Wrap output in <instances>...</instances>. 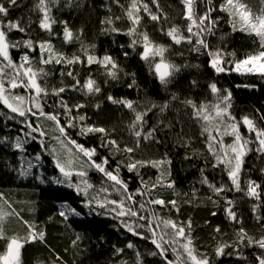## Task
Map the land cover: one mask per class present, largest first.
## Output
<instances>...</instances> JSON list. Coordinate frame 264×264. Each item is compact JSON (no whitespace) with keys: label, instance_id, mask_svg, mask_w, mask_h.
<instances>
[{"label":"trees","instance_id":"trees-1","mask_svg":"<svg viewBox=\"0 0 264 264\" xmlns=\"http://www.w3.org/2000/svg\"><path fill=\"white\" fill-rule=\"evenodd\" d=\"M130 0H119V4L114 0H74L72 6H68L67 0H60L59 5L52 8V16L59 21H67L69 28L74 34L83 30L79 40L72 43H65L62 38L63 24L57 23L53 26V31L60 35L51 37L55 48L66 55H80L81 44L84 46L95 45L94 52L97 56L105 53L111 55L119 65V79L111 80L105 73V69L100 65L86 64L61 66L48 65L46 70L50 73L47 83L52 87L70 86L73 83L71 77L61 75V72L73 70L78 74V78L83 83L90 75L101 87V92L96 95H84L79 91H67L61 94L64 100L72 106L83 104L85 107L72 112L73 116L86 115L87 124L103 127L109 133L110 139H115L123 149L125 145L135 147V137L132 135L129 125L134 113L120 105H115L107 100L111 94L116 98H126L136 102L137 111H144L151 108L144 117V131L155 128L154 140L140 141V146L131 156L135 159H159L167 153L171 159V179L175 180V188H161L158 190L160 198L165 201L175 199L179 206V212L171 209L156 208L159 215L171 218L178 222H192L193 243L198 252H206L212 256L218 242L231 243L236 239V230L243 227L251 236L259 238L264 235V154L250 152L246 157L243 170L240 174L241 188L246 190L247 182L254 180L260 184V199L257 200L245 194V191H229L222 193L219 197L213 194L207 185L200 183L201 169H204V176H207L210 183L219 187L224 184L231 187V182L226 171L221 166L213 168V157L206 146V137L201 135L203 121L197 119L193 108L185 101L191 100L197 106L211 105L218 102L217 94L210 89L212 83L223 92L230 90L231 108L229 111L237 121L248 116L256 121L258 127L264 128V121L260 116L264 115V78L258 74H240L234 71L216 73L210 66L209 57L205 51L199 53L191 50L192 46L187 43L175 44L165 34L172 26H178L182 31L186 28L187 21L184 19V6L182 0H159L162 12L167 16L161 17L159 22L152 21L149 16L141 10L140 31H146L150 39L159 45H164L168 51L165 56L170 63L181 66V71L177 73L171 82L165 87L150 71L148 64L143 61L138 53L140 47L135 50L128 48L130 37L123 34H106L102 29L106 25L101 22L106 17L121 19L115 20V26L121 30H126L130 22L125 17V9L128 8ZM149 5L150 10L155 13L156 8L152 0H143ZM222 0H212L213 6L217 8L212 13V19L219 18V22L214 30V35L208 36L207 41L212 50L221 49L224 53H234L235 59L244 58L247 53H255L259 50L258 39L254 35H249L242 31H233L229 23L227 13L219 10ZM253 13L258 14L264 7L261 0H245ZM37 0H18V6L9 11L6 19L21 21L22 26L27 27V34L13 31L9 34L12 41L27 39L36 40L49 39V34L38 27V20L41 16L35 10ZM79 5V6H77ZM121 5L123 7H121ZM207 5L204 0H198L195 10L203 14ZM30 25V27H29ZM239 28V25H237ZM163 29V31L161 30ZM187 35V32H184ZM119 45H124L121 49ZM24 49H13L11 55L13 60H19V56ZM124 51L129 55L125 57ZM31 55L36 56L37 53ZM83 58V57H82ZM227 59V56L225 57ZM39 67L40 65H36ZM126 73H135L136 86L129 88L127 85L132 77ZM107 81V82H106ZM195 81V84L192 82ZM239 85V87H238ZM243 85H256V87H243ZM21 93L23 90H19ZM175 97V99L173 98ZM47 104L45 112L57 110V98L49 96L46 98ZM100 104V108L95 107ZM155 105V107H152ZM167 105L164 111L161 108ZM3 106L0 105V109ZM7 111L6 109H3ZM10 114V113H9ZM11 115V114H10ZM35 120V118H33ZM67 117H62L63 124ZM22 118L9 120L5 116H0V137L5 135L23 137L24 132L30 131L22 123ZM48 136L44 137L49 145L52 141L49 137L59 133L51 121L41 119L37 121ZM23 128L24 132L20 129ZM69 136L77 143L85 147L97 148V155L94 159L99 163L100 158L109 156V168H114L120 160L125 159L124 153L117 154L114 150L99 147L101 134L79 135L78 129H69ZM240 132L248 137L246 127L241 122ZM37 135V134H33ZM232 141L231 137H225L224 143ZM26 151L20 152L8 144L0 145V211L9 213L4 224V232L7 236L18 235L24 237L28 233L27 225L31 224L37 232L44 233V240L25 243L21 251V264H137L135 252H141L143 264H164L160 256H150L148 253L155 251L150 240L141 239L129 233L120 224V220L112 214H104L101 209L85 207L82 201L84 197L78 195L74 189L68 188L66 184L57 185L53 183V177H60L59 170L55 167V162L51 155L43 152V160L37 163L33 156L41 152L39 141H31L25 145ZM72 149L71 159L73 170H81V160L77 156L74 146L68 144ZM57 151L60 148L57 147ZM67 155V153H62ZM189 156V159H185ZM32 160L37 164L33 169V175L23 177L19 174V168L23 163L22 158ZM125 162H129L126 160ZM88 175L89 182L96 186L98 190L105 184V178L95 169L84 167ZM42 175L44 183H40L36 177ZM139 175L151 187V184L158 176V169L146 167L139 169ZM120 176L129 184V190L135 191L141 187V182L136 172H129L126 168H121ZM74 182H79L80 177L73 176ZM195 192V194H193ZM93 192V195H96ZM103 196V193H100ZM216 200L213 204L209 197ZM117 198V194L110 192L109 199ZM139 201L142 198L137 196ZM225 199L234 202V210L241 220L240 224L230 221L224 212ZM63 202H68L81 213L80 216H69L67 220L59 215ZM259 205L254 211V206ZM213 212L217 214L212 215ZM148 215V213H145ZM260 220H257V217ZM142 223V222H141ZM219 226L220 233L214 232ZM148 236L146 230H141ZM80 240L73 244L76 236ZM131 242L135 248H127ZM7 241L0 239V253L5 250ZM116 249H124L117 254ZM228 251H231L229 249ZM243 254L247 257V264H256L255 256L260 255L258 248H243ZM169 259H175L169 252ZM213 264H245L235 253L232 256L220 258L213 257Z\"/></svg>","mask_w":264,"mask_h":264},{"label":"snow or ice","instance_id":"snow-or-ice-1","mask_svg":"<svg viewBox=\"0 0 264 264\" xmlns=\"http://www.w3.org/2000/svg\"><path fill=\"white\" fill-rule=\"evenodd\" d=\"M74 0H67L68 6H72ZM119 4V0H114ZM198 0H182L184 6L183 16L187 21L186 28L182 31L178 26L172 25L167 31L166 35L172 42L179 45L187 43L192 46L193 51L199 53L202 50L206 52L209 57L210 66L216 73H225L234 71L240 74H258L264 78V7L259 10V13H253L248 3L245 0H222L219 10L227 13L229 16V23L232 25L233 31L246 32L249 35H254L259 42V50L255 53H247L242 59H235L234 53H224L217 48L212 50L207 41V37L214 35V30L219 22V18L212 19V13L217 10L212 4V0H204L207 5L203 14L196 12L195 7ZM264 3V0H261ZM60 0H37L35 10L41 14L38 20V27L49 34V39L40 40L37 38L28 37L27 39H20L12 41L9 39V34L13 31L27 34V27L22 26L19 19L13 21L6 19L9 16V11L13 7L18 6V0H0V116H5L9 120H15L17 117L22 118L21 123L30 131L24 132L23 137L17 135L15 137L5 135L0 137V145L8 144L10 147L26 151L25 145L31 141H39L41 152L36 153L33 159L39 163L43 160V152L53 157L55 167L61 174L60 177H53V183L57 185L66 184L68 188L74 189L75 192L84 197L82 201L85 207L95 211L97 208L103 210L101 215L112 214L114 218L120 220V224L127 229L129 233L138 236L141 239L150 240L154 245L155 251L148 253L150 256H160L164 264H213V257L220 258L224 256L235 255L247 264V257L243 254V248H258L260 255L255 256L256 264H264V235L259 238L249 235L243 227L236 230V239L231 243L218 242L212 256L206 252H198L193 243L192 237V222L191 219L184 222H178L171 218H165L159 215L156 208L171 209L179 212V206L175 199L165 201L160 198L158 190L161 188H175V180L171 179V159L167 153H164L159 159H135L133 154L140 146L141 139L154 140L155 128H150L147 132L144 131L145 119L147 112L151 108L144 111H137L136 102L126 98H116L111 94L107 96V100L115 105L123 106L134 113V118L129 125L132 135L135 137V147L125 145L123 149L115 139L109 138V133L103 127L87 124L88 117L86 115L73 116L72 112L79 110L85 105L76 104L70 106L64 100L61 94L67 91H79L84 95H96L101 92V87L90 75L81 83L78 74H74L73 70H68L66 73L61 72V75L71 77L73 83L70 86L52 87L47 83V78L50 73L46 70L48 65H80L86 64L91 66L93 64L100 65L105 69L106 75L113 81L119 79V65L116 60L109 54L105 53L103 56H97L90 51L95 48V45L84 46L81 44L80 55H66L58 51L52 43L51 37L60 35L53 31V26L57 23L63 24L62 38L65 43H72L74 40H79L83 30H79L74 34L69 28L67 21H57L52 16V8L59 5ZM156 8L153 13L149 5L143 0H130L129 6L125 9V17L130 22V26L126 30H121L115 26V20L121 19L115 17H106L101 23L106 25L102 30L106 34H123L130 37L128 48L135 50L137 47L141 48L138 53L140 58L145 61L150 71L165 87L171 82L174 76L181 71V66L170 63L166 59V52L168 49L164 45H159L153 42L146 31H140L142 17L141 10L146 13L152 21L159 22L161 17L167 19V16L162 12L159 0H152ZM79 6V5H77ZM121 7H123L121 5ZM239 25V28L237 27ZM30 27V25H29ZM163 31V29H161ZM187 32V35H184ZM124 49V45H119ZM13 49H24L19 56V60H13L11 51ZM37 53L36 56L31 55ZM123 55L127 57L128 51H124ZM227 56V59L225 57ZM83 57V58H82ZM36 65H40L37 67ZM132 77L131 82L127 85L129 88L136 86L135 73H126ZM107 82V81H106ZM195 84V81L192 82ZM239 87V85H238ZM243 87H256V85H243ZM23 90L21 93L19 90ZM213 93L217 94L218 102L211 105L209 111L208 105L197 106L193 101L187 100L186 104L190 105L194 110V115L197 119L203 121L201 135L206 137V146L213 157V168L223 167L226 171L227 177L231 182V187L221 184L217 187L215 184L209 182L207 176H204V169H201L200 183L207 185L212 190L213 194L219 197L222 193L229 191H245L249 197L257 200L260 199V184L254 180L247 182L246 190L241 188L240 174L243 170L245 157L250 152L264 154V128L258 127L255 120L248 116L242 117L241 121H237L232 116L229 109L231 108L232 93L230 90L224 89L223 92L217 87L216 83L210 85ZM53 96L57 98V110L45 112L47 104V97ZM175 99V97H173ZM100 104H96L97 109ZM155 107V105H152ZM167 105L161 108V111ZM6 109L7 111H4ZM11 115H10V114ZM67 117L62 124V117ZM35 118V120L33 119ZM45 119L51 121L55 130L59 133L56 136L49 137L52 144L45 142L44 137L48 133L40 127L37 121ZM261 121H264V115L260 116ZM241 122L246 127L250 134L245 137L240 132ZM69 129H78L79 135L86 136L88 134H101V142L99 147L115 151L117 154L124 153L125 159L117 162L114 168H109V156L100 158L98 163L94 157L97 155V148L85 147L83 144L77 143L75 139L69 136ZM37 135H33V134ZM225 137H231L232 141L228 144L224 143ZM68 144L74 146L77 156L81 160V170H73V161L70 158L72 149L68 148ZM57 147L60 151H57ZM67 153V155H62ZM185 156V159H189ZM19 168V174L23 177L33 175V169L37 167L32 160L25 158ZM128 160L129 162H125ZM88 169H95L105 178V184L98 190L96 186L87 179ZM152 167L158 169V176L151 184V187L144 181L143 177L139 175V169ZM121 168H126L129 172H136L138 179L141 182V187L135 191L129 190V184L120 176ZM264 172V169L261 170ZM73 176L80 177L79 182L72 180ZM40 183L45 182L42 175L36 177ZM96 192V195H93ZM110 192L117 194V198L109 199ZM100 193L104 195L101 196ZM195 194V192L193 193ZM2 195V194H0ZM139 196L142 199L137 200ZM209 201L213 204L217 203L212 197ZM224 212L226 217L235 224H240L241 220L234 210V202L231 199H225ZM259 205L254 206V211ZM62 210L59 215L65 220L69 216H80L81 213L76 207H73L68 202H63ZM148 213V215H145ZM217 213L213 212L215 216ZM11 215L0 211V239L6 240L5 250L0 253V264H21V251L25 243H30L39 239L44 240V233L37 232L35 228L28 224V233L24 237L18 235L7 236L4 232V224L7 217ZM260 220V217H257ZM142 222V223H141ZM141 230H146L149 235H144ZM219 226L215 227L214 232L220 233ZM81 237L76 236L73 241L75 245ZM127 248L133 249L135 245L129 242ZM231 249V251H228ZM124 249H116L117 254L122 253ZM171 252L175 259H169L168 253ZM137 264H143L141 259V252L137 249L135 252ZM55 264V262H53ZM127 264V262H124Z\"/></svg>","mask_w":264,"mask_h":264}]
</instances>
